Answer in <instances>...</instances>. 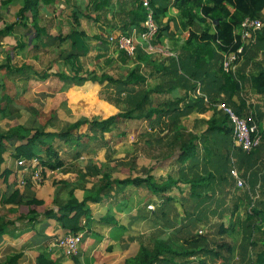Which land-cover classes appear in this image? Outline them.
<instances>
[{
	"label": "crops",
	"instance_id": "crops-1",
	"mask_svg": "<svg viewBox=\"0 0 264 264\" xmlns=\"http://www.w3.org/2000/svg\"><path fill=\"white\" fill-rule=\"evenodd\" d=\"M95 1L41 0L35 27L31 7L24 13V19L18 17L24 0H0V30L10 25L0 36V222L7 223L5 232L0 234V264L12 255H18L16 264H127L141 245L150 248L155 240L184 236L183 232L177 234L176 231L187 222V214L181 207L182 198L190 188L185 179L189 180L191 173L208 175L213 172L211 163L217 165L214 164L217 157L212 155L215 147L210 144L209 148V143L205 144L201 137L208 126L207 120L217 111V104L224 102L221 100L224 94H216V103L205 107V111L193 109L180 119L181 132L199 136L195 157L198 165L194 170L190 168L192 162L188 156L179 158L181 148L179 141L174 139V132L171 130L165 135L166 129L159 131L154 118H122L110 130L89 131L93 120L100 121L122 111V106L109 99L110 92L117 88L107 84V80H87L81 85H71L72 78L61 79L58 73L72 75L71 64L64 61L63 54L77 50L85 52L79 58L82 76L107 73L124 77L126 68L121 63L117 68L113 66L109 59L116 51L103 41L110 34L122 33L126 11L132 5V0H110L107 6L95 9ZM60 2H64L65 7L60 6ZM170 14L176 15L173 11ZM172 25L174 27V22ZM75 31L84 34H72ZM57 36L70 38L53 43L50 37ZM168 42L165 38V46ZM214 50L219 60L217 65L212 62L213 70L220 75L228 54ZM165 52V56L177 57L176 50H170L171 54ZM159 55L160 61L164 59L165 56ZM256 58L263 59L262 53ZM242 61L234 64L232 70ZM142 66L145 75L149 73L146 66H150ZM151 73L145 83L134 88H153L152 106L165 99L184 97L186 89L193 97L188 87H177L166 77ZM164 82L175 87L168 88ZM204 83L211 84L210 78ZM160 86L168 93L156 92L155 88ZM200 92L197 86L196 93ZM244 97L254 103L260 98L235 93L232 100L237 103ZM205 101H209L206 95ZM77 122L79 126L74 127ZM133 122L135 136L126 140V127H131ZM260 126L264 128V121ZM12 129L14 133L7 135ZM35 132L39 135L31 149L33 157L49 159L44 152L48 142L61 161L56 168L40 165L42 177L36 183L32 178L31 159L17 157V148ZM23 133L28 135L22 137ZM234 156L238 158V152ZM19 159H24L26 165H18ZM242 172L247 184L251 185L252 168H242ZM146 176H151L157 184L172 182L166 191L175 199L173 212L177 217L171 213L166 220L155 215L153 211L162 202L160 189L153 192L150 182L133 180ZM111 179L124 181L110 183ZM72 197L76 202L85 201L88 215L82 218L84 227L79 231L81 241L77 253L64 257L61 249H50L48 245L55 237L69 232L62 226L60 217L65 212L63 206ZM32 199H38L39 203H32ZM149 204L154 208H148ZM217 207L213 203L203 210L209 214ZM166 223L171 224L167 226ZM163 228L168 234L172 229L176 233L161 238L158 233L163 232Z\"/></svg>",
	"mask_w": 264,
	"mask_h": 264
},
{
	"label": "trees",
	"instance_id": "trees-1",
	"mask_svg": "<svg viewBox=\"0 0 264 264\" xmlns=\"http://www.w3.org/2000/svg\"><path fill=\"white\" fill-rule=\"evenodd\" d=\"M40 1L24 0L18 12V17L21 20L24 19V13L31 7L32 22L37 27L36 16ZM109 1L96 0L95 9H101L102 5L107 6ZM131 3V7L126 11V20H123L122 27V33L127 36L132 29L143 32L147 30L145 27L147 9L142 6L139 0H132ZM150 5L153 8L154 20L157 25L154 33L155 39L151 43L154 46L159 45V43L164 44L165 38H168L169 44L166 49L168 51L176 50V58L174 55H167L160 61V53L150 52L155 57L146 54L140 47L144 44L142 42L137 43L138 45L133 50V54H129L123 48H115L118 50V57L121 58L122 62L126 63L131 60L137 62V64L125 69L126 74L124 77L107 73L102 75L88 73L87 76H82L81 72L83 70L79 58L85 52L77 50L70 53L64 52L63 54L64 61L71 64L72 75L69 77L64 72L58 73L61 79L72 78L71 85H81L87 80L97 82L107 80V84L117 88L110 92L109 99L118 106H122V111L100 121L93 120L89 126V129H91L89 131L97 128L101 132L110 130L122 118H154L159 131L166 129L165 135L171 130L174 132V139L179 141L178 144L181 148L179 158L185 159L188 156L192 162L190 168L194 170L198 165L195 157L199 136L196 134L187 135V133L181 132L179 130L180 119L193 109L205 111V107L210 108L216 103L217 99L214 98L216 94H224L221 99L224 100L222 103L229 105L237 114L247 118L248 123L255 126L254 134L260 135L261 140L259 145L249 151L238 148L233 142L232 129L227 115L217 109L215 115L213 114L207 120L208 126L201 137L205 144L206 141L209 143V148L211 145L215 147L212 155L217 157L216 163H214L217 165L211 163L213 172L208 175L191 173L192 177L189 180L185 179L189 182L190 188L182 198L181 207L187 214V222L182 223L176 231L177 234L183 232L184 236L180 238L174 235V237H169L167 240H155L150 248L141 245L134 257L127 260V264H195L191 259L193 256L198 258L197 264H231L236 249H238V254L240 253L243 256V260L245 259V264H264V128L260 126V122L264 121V109L262 114L260 111L255 110L258 109V103H264L262 102L264 98V58H256L260 51H264V28L255 31L253 33L255 41L248 43L242 41L240 29L241 22L247 16L264 20V0H150ZM173 8L179 12L181 34L178 37L176 36L177 32L173 30V18H167L165 23L161 21L165 16H168L169 11ZM9 28L10 25H6L4 29L0 30V36ZM38 32L39 28H37ZM75 33H78L79 36L84 34L82 31L72 32V34ZM50 38L53 43H57V41L64 42L70 37L57 36ZM75 42L76 40L72 41L74 45H76ZM103 42L104 44H110L109 38ZM241 46H243V50L239 53L238 49ZM213 47L226 54L236 53L238 59L233 64L243 59L242 63L229 71H223L220 67L221 74L218 75L217 71L214 72L213 70L212 62L218 64L219 54ZM109 60L112 61L111 58ZM142 64L150 66H146V69L150 70L146 75L145 71L143 72L145 67ZM151 72H154L160 78L166 77L167 81H173L177 84V87H188L193 97H190L186 89L184 97L171 101L165 99L157 106L154 104L152 106L151 94L153 88H134L145 83L146 77L152 76ZM209 78L211 84L204 83ZM191 80L194 82L190 83ZM164 84L171 89L175 87L169 82H164ZM197 86H200L203 93H196ZM162 88V86L157 87L155 91L168 93V91H163ZM235 93H241L244 96L255 95L256 98H260L254 103L244 97L235 103L232 100V95ZM203 94L206 95L209 101H205V95ZM79 123H75L74 127L79 126ZM13 133L14 129L10 130L7 135ZM65 134H68V132ZM27 135L25 133L21 134L22 137ZM38 135L39 132H35L33 135L28 136L26 138L27 142L17 148L18 158L23 156L30 159L34 158L31 149ZM78 136H82V134ZM1 137L2 135H0ZM44 152L49 156V159L45 161L35 157L37 158V164L34 165V170L40 165H46L49 168L60 166L61 161L58 158V153L53 149L51 143H46ZM236 152L239 155L238 161V158L235 159L234 156ZM251 164H254V166H251ZM232 165L239 169L252 168V182L250 183L254 187L247 184L248 181L243 177L246 183L245 189L240 191L231 207L226 209L224 206L226 199L233 192V179L232 176H229V167ZM111 180L110 183L124 181ZM133 180L135 182H150L154 189L153 192L160 189L158 192L161 193L162 202L153 211L155 215L166 220L171 213H173V217H177V213L173 212L176 207L174 205L175 199L166 191L170 188L172 182L157 184L151 176L134 178ZM174 182L176 183V181ZM256 185L257 187H255ZM222 186L223 189H221ZM216 188H219L221 192L224 191V194L216 192ZM87 198L91 197L87 196ZM93 199L95 198L93 197ZM32 203L38 204L39 200L32 199ZM213 203L217 204V208L220 210L214 209L206 214L208 212H204V206ZM63 209L65 212L60 217L62 226L69 230L68 233L77 234L84 227L82 218L88 215L85 201L76 202L72 197L63 206ZM226 211L229 213L228 219L230 221L225 226L221 214L226 213ZM29 212L32 213L33 211L30 210ZM210 215H215L216 221L211 223L212 225L208 224L207 231L205 233L195 231L194 228L197 223L208 222ZM6 224V222H0V234L5 232ZM168 224L166 223L167 226H170L171 223ZM228 236L231 240L227 239ZM247 252H249L248 256ZM17 258L18 255H12L2 264H16Z\"/></svg>",
	"mask_w": 264,
	"mask_h": 264
},
{
	"label": "built area",
	"instance_id": "built-area-1",
	"mask_svg": "<svg viewBox=\"0 0 264 264\" xmlns=\"http://www.w3.org/2000/svg\"><path fill=\"white\" fill-rule=\"evenodd\" d=\"M139 2L142 4L143 7L147 9V17L145 20V26L147 28L146 31H144L143 37L146 43V48L151 50L150 52H154L156 46H154L151 43V38L154 36V33L157 29L156 22L154 20V11L153 8L150 5V0H139ZM264 28V20L261 18H253V17H245L243 21L241 22V35H242V41L244 43L248 42H254L255 36L253 33L257 30ZM117 39L115 40V43L120 47L125 49L129 54H133V50L135 49L136 45L133 40H131L128 36L124 35H118ZM150 38V40H149ZM111 40H113L111 38ZM166 50V49H165ZM243 50V46H241L238 49V52L240 53ZM168 51V50H167ZM170 54L171 52L168 51ZM238 59V55L236 53H230L227 55V58L223 62V66L226 71L230 70L234 67V62ZM217 109L221 110L225 115L228 117V121L230 123L231 129H232V138L234 144L240 148L243 151H249L252 148L256 147L260 143V135L254 134L255 132V126L248 123L247 118L240 116L235 112V110L230 107L229 105H226L225 103H218ZM18 165L25 166L26 161L24 159L18 160ZM37 164V158L31 159V165ZM39 167H36L33 174L35 176H39L41 178L42 176V170L39 169ZM37 170V171H36ZM231 173L234 176L236 186L238 188L245 187V181L240 176V173L236 167L231 169ZM201 232V230H200ZM81 241V234H73V233H67L64 236L56 237L54 240H52V243L57 244L59 247L63 248L66 252V254L74 255L77 251V248Z\"/></svg>",
	"mask_w": 264,
	"mask_h": 264
},
{
	"label": "rangeland",
	"instance_id": "rangeland-1",
	"mask_svg": "<svg viewBox=\"0 0 264 264\" xmlns=\"http://www.w3.org/2000/svg\"><path fill=\"white\" fill-rule=\"evenodd\" d=\"M64 2H60V6H63V7H65V4H63ZM68 8H70V7H68ZM67 8V9H68ZM175 12V14L176 15H173V14H170L171 12ZM178 11H176V9L175 8H173V9H171L170 11H169V14H168V16H165L161 21H162V23H165L166 21H167V18H169V17H171V19L173 18V20H172V22H174V28L173 29H175L176 30V32L178 33V34H181V32H180V30H181V25H180V20H179V16H178ZM146 27V26H145ZM143 34H144V32L143 31H139V30H137V29H132V31L130 32V34L128 35V37L131 39V40H133L134 41V43H135V45H138L137 43H144L143 44V46L142 45H140V47L143 49V51L145 52V53H150V51L151 50H149L148 48H146V43H145V40H144V37H143ZM118 35H124V36H127V35H125L124 33H119V34H110L109 36H108V38H109V41H110V46L111 47H113L114 49V51H116V52H113V54H112V56L110 57L111 59H112V61H111V63H113V66H115L116 68H117V65L119 64V63H121L126 69H128L130 66H132V65H134V64H137V62H134L135 60H131V61H128V62H122V60H121V58L120 57H118V50L117 49H115V48H120L116 43H115V40L117 39V37H119ZM111 38L113 39V40H111ZM155 39V37L154 36H152V38H151V40H154ZM149 40H150V38H149ZM165 45H167V43H164V44H160L159 43V45H157L156 46V48H155V51L154 52H159L161 55H163V56H165V51L167 50L166 48H167V46H165ZM166 49V50H165ZM260 53H262V58H264V51H260ZM260 61V60H259ZM92 65V64H91ZM90 67H92V66H90ZM222 67H223V65H222ZM125 68H123V69H125ZM223 70H224V67H223ZM225 71V70H224ZM118 73V72H117ZM119 73H120V71H119ZM85 76H87L86 74H85ZM65 86V85H64ZM64 90H65V87H64ZM262 102H264V98H263V100H262ZM263 109H264V103L263 104H260V103H258V109L256 108L255 110H257V111H260L261 112V114H262V111H263ZM127 129H126V131H127V134H126V140H128L129 138H132L133 137V135L135 136V133H136V125H135V122H133L132 124H131V127H126ZM232 168H234L233 167V165L231 166V167H229V176H233L232 175V173H231V169ZM237 168V167H236ZM39 169H41V168H38L37 170H39ZM238 169V171H239V173H240V176L243 178L244 177V174H243V172H242V168L241 169H239V168H237ZM36 170V171H37ZM42 173V172H41ZM234 177V176H233ZM32 178H33V182H38V181H40L41 180V178H39V176H35L34 174L32 175ZM245 178V177H244ZM243 178V179H244ZM233 179V178H232ZM24 182V180L23 179H21V183H23ZM233 184V192L231 193V194H229V196L227 197V199H226V202H225V204H224V206L228 209V208H230L231 207V205L233 204V202L236 200V197L238 196V194L240 193V191H242V190H244L243 188H244V186L242 187V188H238L237 186H236V182H235V180L233 179V182H232ZM251 186V185H250ZM251 187H254V186H251ZM255 187H257V186H255ZM224 187L222 186L221 187V189H223ZM218 190H220V189H218ZM216 192H220V194H224V191H222L221 192V190L220 191H216ZM148 208H154V205L153 204H149L148 205ZM228 212L226 211V213H222L221 214V219L225 222V223H229V219H228ZM216 216L215 215H210L209 216V221L208 222H206V223H204V222H199V223H197V226L194 228L195 229V231H197V232H199V233H205L206 231H207V229H208V224H211V223H213V222H215L216 220ZM162 223H163V221H161V225H162ZM176 223H178V222H176ZM233 223V222H232ZM179 224V223H178ZM212 225V224H211ZM166 228H168V229H170L169 227H166ZM166 228H163L164 230H163V232H159L158 233V236H160L161 238L162 237H168L169 235H171L172 233H173V229H172V232L170 233V234H168V230L166 229ZM200 230H201V232H200ZM80 233V232H79ZM176 233V232H175ZM175 233H173V234H175ZM227 239H229V240H231V238L228 236L227 237ZM48 247L50 248V249H54V248H58V249H61L62 251H61V253L63 254V256L64 257H67V256H71V255H69V254H66V252H65V250L63 249V248H61V247H59L57 244H55V243H50L49 245H48ZM79 247V246H78ZM77 251H78V248H77ZM77 251L75 252V253H77ZM235 254H234V256H232V262H231V264H245V259L243 260V256H241V254L239 253L238 254V249H236L235 250V252H234ZM249 255V252H247V256ZM192 261H194L195 262V264H197L198 263V261H197V257L196 256H193L192 258Z\"/></svg>",
	"mask_w": 264,
	"mask_h": 264
},
{
	"label": "clouds",
	"instance_id": "clouds-1",
	"mask_svg": "<svg viewBox=\"0 0 264 264\" xmlns=\"http://www.w3.org/2000/svg\"><path fill=\"white\" fill-rule=\"evenodd\" d=\"M236 63H237V62H236ZM236 63H235V64H236ZM231 69H232V68H231ZM228 71H229V70H228ZM232 178H233V176H232ZM233 179H234V178H233ZM234 180H235V179H234ZM243 180H244V179H243ZM245 187H246V183H245ZM245 187H244L243 189H245Z\"/></svg>",
	"mask_w": 264,
	"mask_h": 264
}]
</instances>
